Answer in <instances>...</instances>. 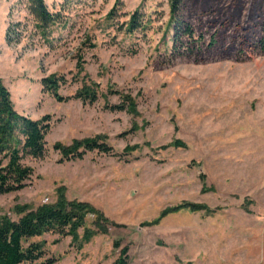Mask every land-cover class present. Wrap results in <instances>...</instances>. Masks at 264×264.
Listing matches in <instances>:
<instances>
[{
  "label": "rangeland",
  "instance_id": "rangeland-1",
  "mask_svg": "<svg viewBox=\"0 0 264 264\" xmlns=\"http://www.w3.org/2000/svg\"><path fill=\"white\" fill-rule=\"evenodd\" d=\"M44 1L62 20L50 43L23 0H0V79L18 113L52 123L46 156L25 161L32 180L0 196V215L17 220L18 208L52 205L61 193L108 221L86 241L83 229L77 240L33 239L45 256L31 264H113L122 248L127 264H264V0H181L179 17L202 41L173 55L171 33L164 38L171 0ZM136 10L150 24L129 34ZM52 75L66 81L62 97L95 83L97 99L57 102L40 83ZM122 95L136 114L108 108ZM97 137L112 152L65 160L53 150ZM183 203L215 213L181 210L147 224ZM93 221L85 227L96 231Z\"/></svg>",
  "mask_w": 264,
  "mask_h": 264
},
{
  "label": "trees",
  "instance_id": "trees-1",
  "mask_svg": "<svg viewBox=\"0 0 264 264\" xmlns=\"http://www.w3.org/2000/svg\"><path fill=\"white\" fill-rule=\"evenodd\" d=\"M28 15L31 17L37 35L46 43H50V37L56 26L62 24L59 13H52L44 0H23ZM181 0H171L169 7L168 30L164 38L171 33L170 53L181 54V47L192 52L194 44L201 42V36H196L193 27L179 17ZM117 6V4H116ZM115 6V8H116ZM115 8L110 16L115 13ZM150 24V19H145V12L136 10L130 15L126 24V32L135 33L143 30ZM171 28V29H170ZM192 47V48H191ZM258 47L264 51V38L258 42ZM42 92L49 94L57 102H64L69 98L81 102H95L97 99V86L95 83L83 85L71 97L59 95V88L66 83L63 76L52 75L40 81ZM122 105L108 107L110 110H128L136 114L135 104L129 95H122ZM50 115H44L39 119H32L18 113L13 105L11 94L0 79V196L14 193L24 189L32 180L34 170L25 164L26 160H41L47 152L46 137L51 129ZM99 137L93 139L75 140L70 145L55 143L53 150L58 152L65 160L82 159L92 151L110 153L112 149ZM171 146L185 148L181 140H175ZM137 147L125 149L126 153L134 151ZM124 155V154H123ZM205 177L202 175L201 179ZM181 210L190 212L215 213L205 205L183 203L175 207L167 208L161 212L159 219L147 223L158 224L160 218ZM20 217L12 220L7 215H0V264H31L44 258L43 245L33 239L45 234H55L59 237H72L77 240V232L83 229V238L88 240L99 232H105L100 225L108 220L96 209L87 203L67 201L62 194L52 205H42L35 210L24 212L17 209ZM92 215L96 231L85 227L86 217ZM145 224V225H147ZM114 249L120 248L118 242H114ZM127 249L122 248L120 255L113 264H127ZM56 259H45L41 264H53Z\"/></svg>",
  "mask_w": 264,
  "mask_h": 264
}]
</instances>
